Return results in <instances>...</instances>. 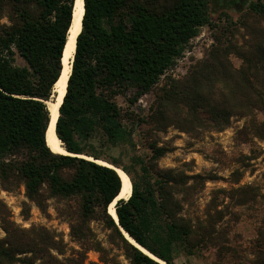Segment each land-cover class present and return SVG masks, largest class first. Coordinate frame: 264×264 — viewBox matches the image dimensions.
Segmentation results:
<instances>
[{
  "label": "trees",
  "instance_id": "1",
  "mask_svg": "<svg viewBox=\"0 0 264 264\" xmlns=\"http://www.w3.org/2000/svg\"><path fill=\"white\" fill-rule=\"evenodd\" d=\"M75 5L76 0H0V19L7 20L0 27L1 178L20 181L29 200L40 206L45 196L76 201L78 212L72 215L82 222L97 212L125 245L132 264L162 263L132 245L122 229L155 258L175 264L179 247L192 256L211 246L217 235L216 221L193 222L185 215L190 177L169 171L145 179L142 186L121 158L106 152L122 143L135 148L126 126L131 118L118 99L132 93L129 102L135 105L154 91L200 30L212 25L211 3L84 0L82 31L56 129L69 153L63 155L50 150L46 134ZM239 24L244 34L223 31L204 62L157 95L156 122L185 118L190 131H222L233 118L256 124L257 114L264 113V3H253ZM235 32L248 38L243 46ZM231 56L242 61L239 69ZM151 151L155 160L168 153L157 145ZM96 161L121 169L132 182L130 197L116 204L122 229L109 214L122 179ZM260 237L262 248L264 228ZM15 255L0 245V264H17ZM254 264H264V252Z\"/></svg>",
  "mask_w": 264,
  "mask_h": 264
},
{
  "label": "rangeland",
  "instance_id": "2",
  "mask_svg": "<svg viewBox=\"0 0 264 264\" xmlns=\"http://www.w3.org/2000/svg\"><path fill=\"white\" fill-rule=\"evenodd\" d=\"M209 1L212 25L200 30L154 91L135 105L129 102L132 93L118 99L131 118L126 126L132 131L135 148L122 143L106 153L121 158L142 186L145 179L169 171L190 177L192 190L185 215L193 222L216 221L217 235L211 246L192 256L179 247L175 264H254L264 252L259 242L264 228V113L257 114L253 127L245 119L233 118L222 131H190L185 118L161 124L154 116L157 95L184 81L195 65L204 62L223 31L240 29L244 34L241 18L253 3H264ZM6 23L0 19V27ZM234 34L237 44L243 46L248 38ZM230 60L237 69L242 66L238 57ZM94 145L99 147V142ZM154 145L168 153L155 160ZM78 208L74 200L60 202L48 196L40 206L29 200L24 184L11 179L3 182L0 175V245L15 250L17 264H132L125 245L101 216L96 212L82 222L72 215Z\"/></svg>",
  "mask_w": 264,
  "mask_h": 264
},
{
  "label": "bare ground",
  "instance_id": "3",
  "mask_svg": "<svg viewBox=\"0 0 264 264\" xmlns=\"http://www.w3.org/2000/svg\"><path fill=\"white\" fill-rule=\"evenodd\" d=\"M85 13V6H84V0H76V5H75V13H74V19H73V25L71 27V30L69 32V38H68V43L65 49L64 53V58H63V64H64V69L62 72V75L58 81V83L55 86V100L54 102L49 103V109L51 112V126L48 134V145L49 147L53 150L54 153H60L63 155H69V153L65 150L63 143L57 139L55 135V130H56V124L60 116V107L63 103L64 97L67 93V86H68V81L70 78V75L72 73V64L74 60V55L76 52V42H77V37L82 31V20L84 17ZM89 160H92L91 158H88ZM98 164L104 165V166H109L111 168H114L111 165H108L106 163H103L101 161H96ZM118 174L120 175L122 179V191L117 200L110 206L109 208V213L114 217V219L117 221V216H116V204L118 201L124 197H129L131 195V190H132V183L130 178L126 175L125 172H123L121 169H117ZM130 199V198H129ZM128 200V199H126ZM125 235L128 237L127 233ZM131 243L136 245L139 249H141L144 253L147 255H150L153 259L156 261L161 262L162 264H166L165 262L155 258L152 256L149 252H147L145 249H143L141 246H139L135 241H133L131 238H129Z\"/></svg>",
  "mask_w": 264,
  "mask_h": 264
},
{
  "label": "water",
  "instance_id": "4",
  "mask_svg": "<svg viewBox=\"0 0 264 264\" xmlns=\"http://www.w3.org/2000/svg\"><path fill=\"white\" fill-rule=\"evenodd\" d=\"M77 43V42H76ZM73 62H74V60H73ZM58 122V121H57ZM50 126H51V121H50V124H49V128H48V131H47V134H46V141H47V145H48V134H49V130H50ZM56 129H57V124H56ZM55 135H56V137H57V139H59L58 138V136H57V132H56V130H55ZM48 147H49V145H48ZM50 148V147H49ZM50 150L53 152V150L50 148ZM54 153V152H53ZM55 154H57V153H55ZM111 168V167H110ZM113 170H115L117 173H118V171L116 170V168L114 167V168H112ZM120 200H122V199H120ZM119 200V201H120ZM123 200H125V201H127L126 199H123ZM129 200V199H128ZM115 212H116V209H115ZM110 214V213H109ZM111 215V214H110ZM112 216V215H111ZM116 216H117V214H116ZM115 220V219H114ZM116 221V220H115ZM116 223H117V225L121 228V226H120V224H119V221H118V217H117V221H116ZM122 229V228H121ZM122 231V233H123V235L125 236V238L131 243V241L129 240V238H131L128 234V237L125 235V231L122 229L121 230ZM132 239V238H131ZM133 240V239H132ZM134 241V240H133ZM132 245H134L133 243H131ZM136 248H138L136 245H134ZM139 249V248H138ZM141 250V249H140ZM142 251V250H141ZM143 252V251H142ZM146 254V253H145Z\"/></svg>",
  "mask_w": 264,
  "mask_h": 264
},
{
  "label": "flooded vegetation",
  "instance_id": "5",
  "mask_svg": "<svg viewBox=\"0 0 264 264\" xmlns=\"http://www.w3.org/2000/svg\"><path fill=\"white\" fill-rule=\"evenodd\" d=\"M238 1H240V0H238Z\"/></svg>",
  "mask_w": 264,
  "mask_h": 264
}]
</instances>
